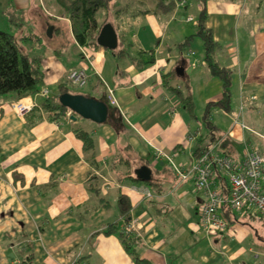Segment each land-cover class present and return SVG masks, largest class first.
Segmentation results:
<instances>
[{"label":"crops","instance_id":"1","mask_svg":"<svg viewBox=\"0 0 264 264\" xmlns=\"http://www.w3.org/2000/svg\"><path fill=\"white\" fill-rule=\"evenodd\" d=\"M195 1V19L187 0H176L170 12H145L156 0H115V6L99 11L97 20L107 18L117 33L116 47L126 51L119 56L115 48L79 45L56 1L49 10L39 0L43 12L56 20L51 37L57 39L55 47L38 50L40 89L55 95L70 70L84 67L89 88L81 94L105 101L110 88L115 103L107 105L106 121L96 123L73 119L70 110L48 118L49 112L40 109L46 97L24 96L20 99L40 112V119L29 124L33 107L19 114L12 105L17 100L0 97V264L23 259L26 251L19 247L28 241L34 251L29 264H135L118 234L104 233L111 223L121 229L125 220L135 224L137 252L153 264H264V217L232 212L235 220L225 230L207 233L196 212L204 195L194 187L192 174L180 179L173 168L189 170L207 132L205 105L222 92L204 62L201 40L193 37L188 46L179 45L196 33L200 4ZM8 3L15 11L33 5L32 0ZM242 4L206 0V25L220 44L216 56L233 71L230 108L211 111L232 157L240 156L247 143L263 153L247 131L264 141V134L245 120L250 113L264 114V11L247 23ZM171 71L170 83L190 95L192 113L163 84L162 75ZM77 126L93 138L92 151L83 150ZM157 149L170 154L172 162L157 158ZM144 165L152 182H134L131 176ZM145 188L148 197L139 192ZM120 194L130 199L126 219L117 207Z\"/></svg>","mask_w":264,"mask_h":264},{"label":"trees","instance_id":"2","mask_svg":"<svg viewBox=\"0 0 264 264\" xmlns=\"http://www.w3.org/2000/svg\"><path fill=\"white\" fill-rule=\"evenodd\" d=\"M60 6L64 16L70 21V28L72 34L81 46L98 48L96 38L100 27L107 22V19L99 22L97 14L101 10H109L115 6V0H55ZM176 0H156L155 6L148 11H161L170 12L175 7ZM200 4V10L197 15L196 33L188 35L179 44L181 46H188L193 37H198L202 42L204 51V62L210 74L218 78L221 82V97L215 101H208L205 105L202 122L207 128V132L200 138L203 142L202 146L197 148L194 152L198 157L202 151L212 145L217 150L231 156L228 153V139L226 135H222L219 127L214 123L211 118V111L215 107H221L225 110L230 108L231 97V82L233 71L231 68L223 66L217 56L216 52L220 48V44L213 38L212 31L206 25L207 10L206 0H197ZM9 2V0H8ZM10 4V3H8ZM13 8V7H12ZM29 42L28 46L23 44ZM42 44L40 35L34 31L28 35L18 36L8 31L0 29V97L12 96L17 100L24 96L33 95L40 90L43 86V70L41 65L42 56L37 51V47ZM113 52L119 56H124L126 51L122 48L116 47ZM175 77V72L171 71L168 74L162 75V81L165 87L169 90L176 92L184 105V108L192 113L193 102L190 95L184 96L182 91L170 83L171 79ZM65 92H72L71 85L67 80L61 81L58 84V93L48 96L42 100L40 109L49 112L48 118L57 119L64 116L70 109L62 105L59 101V95ZM29 117V124L34 119H40V112L38 107H33ZM75 135L82 141L83 150L85 153L92 151L94 147V140L88 131L84 130L81 126L75 128ZM250 144V143H247ZM246 145V144H245ZM232 157V156H231ZM236 158V157H232ZM218 182L222 186L224 193H228V183L225 176L220 172L217 175ZM131 179L136 183H151V179L141 180L137 173L131 176ZM117 207L121 218L126 219L129 216L131 209L130 199L125 194H120L117 197ZM229 218V222L234 221L235 218L229 211H225ZM104 233L118 234L125 250L131 255L135 264H153L148 259L142 257L136 249L138 244V237L125 232L123 228L119 229L114 223L109 224ZM19 251H26V254L16 264H29L31 263L34 255L33 245L27 242L19 247Z\"/></svg>","mask_w":264,"mask_h":264},{"label":"built area","instance_id":"3","mask_svg":"<svg viewBox=\"0 0 264 264\" xmlns=\"http://www.w3.org/2000/svg\"><path fill=\"white\" fill-rule=\"evenodd\" d=\"M67 78L71 84L82 86L87 82L88 74L84 68H75L68 72ZM106 90L105 102L107 105H113L115 99L112 90L110 88ZM37 93L47 96L46 89H41ZM12 105L19 114L32 108L31 102L21 99ZM241 124L244 126L243 123ZM155 156L172 162L171 155L160 149L156 150ZM173 168L180 179H185L192 174L194 187L204 195V199L196 207V212L199 224L207 233L223 231L228 227L229 218L225 211L264 217V193L261 190L264 154L257 147L246 144L241 155L232 158L212 145L195 158L189 170L182 171L174 164ZM219 172L227 179L228 193H224L217 180ZM139 192L147 197L151 195L146 188ZM122 228L126 233L138 237L132 221L125 220Z\"/></svg>","mask_w":264,"mask_h":264},{"label":"rangeland","instance_id":"4","mask_svg":"<svg viewBox=\"0 0 264 264\" xmlns=\"http://www.w3.org/2000/svg\"><path fill=\"white\" fill-rule=\"evenodd\" d=\"M43 1L45 2V4ZM187 1H188L187 6L189 7L188 13L192 14L195 19L197 2L195 0H187ZM32 2L33 5H31L29 8L26 7L24 11H19V10L15 11L9 7L7 0H0V29L8 31L13 34H18V36L21 37L24 35H28L32 31L38 33L40 35L42 44L37 47V51L38 50L42 51V49H45L46 47L48 48L52 46L55 47L56 44L54 42L57 39H55V36L53 38L51 37V29H52V25L56 23V20L48 17L49 15L43 12L39 0H32ZM52 2L53 0H42L44 8H47L49 10H51L52 8L51 7ZM242 6H245V10H244L245 13H249L246 22L250 23L253 17L258 16L259 14H261L262 11H264V0H243ZM48 23H50V26L48 25ZM188 25L189 27H191V24ZM61 28L63 30L66 29L64 28V24H61ZM64 37L65 36L62 35V38ZM23 44L25 46H28L29 42L27 44L23 42ZM77 68H84V67H77ZM88 79L87 82L82 86L71 84L68 78L67 81L71 85L72 92L83 93L89 88L88 86H86L88 83ZM56 89L57 88H53L52 91L55 93ZM37 94L38 93L36 92L33 95H37ZM49 94H53V93H50L49 91ZM45 97H48V91H47V96ZM18 100H20V98L17 99V101ZM31 104L33 107L34 105L33 102H31ZM249 116L250 117L245 119L246 122L250 124L253 128H256L258 131L264 134V114L250 113ZM205 127H206L205 124H203V130L206 131ZM247 133L250 134L251 136L250 141H252L255 145H257L260 148V150L264 153V141L252 135L249 131H247Z\"/></svg>","mask_w":264,"mask_h":264},{"label":"water","instance_id":"5","mask_svg":"<svg viewBox=\"0 0 264 264\" xmlns=\"http://www.w3.org/2000/svg\"><path fill=\"white\" fill-rule=\"evenodd\" d=\"M96 42L99 46L104 48H116L118 44L117 33L111 23L106 22L100 27ZM176 72L181 74V67H177ZM59 101L62 105L70 109L72 112L71 117L73 119H76V117L79 116L96 123H103L107 119L108 106L103 100L86 96L81 93L65 92L59 95ZM150 172V168L145 165L141 166L136 171L137 176L143 181L149 179Z\"/></svg>","mask_w":264,"mask_h":264}]
</instances>
